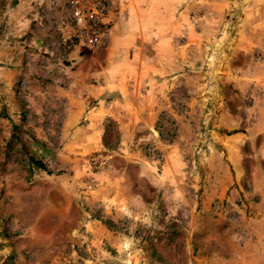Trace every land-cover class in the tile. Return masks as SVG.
<instances>
[{
	"label": "rangeland",
	"instance_id": "1",
	"mask_svg": "<svg viewBox=\"0 0 264 264\" xmlns=\"http://www.w3.org/2000/svg\"><path fill=\"white\" fill-rule=\"evenodd\" d=\"M104 1L112 33L89 49L67 0H0V264H201L222 235L241 246L264 168V0ZM90 67L140 88L148 124L93 126L89 99L76 119L72 74ZM12 124L54 174L3 164Z\"/></svg>",
	"mask_w": 264,
	"mask_h": 264
},
{
	"label": "crops",
	"instance_id": "2",
	"mask_svg": "<svg viewBox=\"0 0 264 264\" xmlns=\"http://www.w3.org/2000/svg\"><path fill=\"white\" fill-rule=\"evenodd\" d=\"M99 71V68L90 67L73 72L72 78L83 88V96L85 94L87 96L77 99L75 94H72L69 104L76 112L75 118L77 119L88 110L89 99L91 104L98 100L96 105H92L87 116L93 126L108 115L115 117L122 126L147 125L149 118L146 111H153L154 107L151 106L152 104L147 106L133 97L136 93L141 94V89L127 88L128 86H124L125 83L119 79L122 77L114 78L113 81L105 84L101 83ZM94 81H97V84H94ZM103 95H112V101L102 99ZM252 175L251 192L254 202L246 204L248 215L244 217L242 223L245 234L241 238V246H235L234 241L231 242L232 237L228 234L222 235L218 237V246L210 241L207 247L202 248L204 257L200 260L201 264H264V168L257 166L253 169ZM258 175L262 176V179H258ZM259 180L262 181L261 184L258 183ZM256 223L261 224L262 228L255 230Z\"/></svg>",
	"mask_w": 264,
	"mask_h": 264
},
{
	"label": "built area",
	"instance_id": "3",
	"mask_svg": "<svg viewBox=\"0 0 264 264\" xmlns=\"http://www.w3.org/2000/svg\"><path fill=\"white\" fill-rule=\"evenodd\" d=\"M69 32L73 42L96 49L112 33L109 5L104 0H67Z\"/></svg>",
	"mask_w": 264,
	"mask_h": 264
},
{
	"label": "trees",
	"instance_id": "4",
	"mask_svg": "<svg viewBox=\"0 0 264 264\" xmlns=\"http://www.w3.org/2000/svg\"><path fill=\"white\" fill-rule=\"evenodd\" d=\"M18 130V126L12 124L11 137L6 143L4 150L5 159L3 164L6 165L11 159H13L12 162L18 168H36L46 172L48 175L54 174V172L48 168L47 164L44 163L36 153L40 148L42 149L41 151H43V145L33 138L32 140L21 138L18 135Z\"/></svg>",
	"mask_w": 264,
	"mask_h": 264
}]
</instances>
